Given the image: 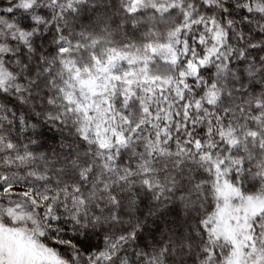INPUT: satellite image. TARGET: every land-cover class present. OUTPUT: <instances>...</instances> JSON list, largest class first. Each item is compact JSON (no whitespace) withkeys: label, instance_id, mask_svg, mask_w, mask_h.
I'll return each instance as SVG.
<instances>
[{"label":"snow or ice","instance_id":"obj_1","mask_svg":"<svg viewBox=\"0 0 264 264\" xmlns=\"http://www.w3.org/2000/svg\"><path fill=\"white\" fill-rule=\"evenodd\" d=\"M0 264H264V0H0Z\"/></svg>","mask_w":264,"mask_h":264}]
</instances>
